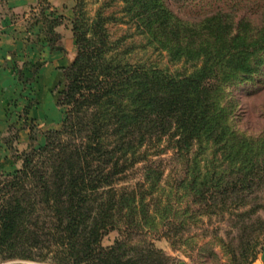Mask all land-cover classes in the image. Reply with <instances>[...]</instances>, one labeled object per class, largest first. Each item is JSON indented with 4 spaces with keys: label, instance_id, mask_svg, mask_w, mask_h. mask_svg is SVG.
Wrapping results in <instances>:
<instances>
[{
    "label": "trees",
    "instance_id": "obj_1",
    "mask_svg": "<svg viewBox=\"0 0 264 264\" xmlns=\"http://www.w3.org/2000/svg\"><path fill=\"white\" fill-rule=\"evenodd\" d=\"M120 1L146 45L182 67L170 71L145 62L132 64L127 52L119 51L121 40L110 42L104 28L108 19L98 15L89 32L80 28L83 18L72 20L77 55L64 70L57 94V104L66 108L62 125L46 133L43 146H31L20 155L18 170L0 174L1 260L141 264L125 260L120 253L124 242L110 248L101 242L114 230L126 237L151 232L170 239L158 215L160 206L146 202L158 190L164 171L153 158L168 150L182 159L193 148L196 156L209 152L220 163V175L238 177L234 186L248 180L264 184V131L248 137L232 128L233 109L224 103L223 87L237 80L218 77L221 68L252 74L242 61L218 64L225 54L232 59L245 53L216 38L217 25L201 29L213 39L204 40L200 31L181 30L164 5ZM138 4L145 12L134 11ZM44 23L46 34L56 35L57 22L45 18ZM215 173L216 168L207 169L205 175L215 177L207 205L219 187ZM132 179L138 180L132 184ZM144 252L145 259L155 254L152 249Z\"/></svg>",
    "mask_w": 264,
    "mask_h": 264
},
{
    "label": "rangeland",
    "instance_id": "obj_2",
    "mask_svg": "<svg viewBox=\"0 0 264 264\" xmlns=\"http://www.w3.org/2000/svg\"><path fill=\"white\" fill-rule=\"evenodd\" d=\"M143 1L164 5L167 15L173 21L177 20L181 30L187 28L200 31L204 40H213L207 31L201 30L205 25L221 27L216 32V38L245 53L237 54L232 59L225 54L218 64L222 67L232 66L242 61L251 68L252 74L233 73L229 68H221L218 77L223 82L237 80L235 85L226 84L223 87L224 103L233 109L230 118L232 128L248 137L260 136L264 131V0ZM125 7L126 4L120 0H36L21 17L12 11L8 0H0V35L9 24L20 21L25 31L31 35L27 37L26 45L31 46L32 51H40L44 47L62 50L66 42H71L73 59L68 65L70 66L77 55L72 20L75 17L83 18L80 28L89 32L92 22L100 15L108 19L104 28L110 42L121 40L119 51L127 52L126 57L130 63L145 62L169 68L170 71L180 69L182 63L173 65L165 53L160 55L146 45V41L138 34L137 24L130 23L128 12L123 10ZM138 8L139 10L136 7L134 11L145 12L140 4ZM45 18L57 22L53 30L56 35L46 34ZM120 19L123 21H119ZM256 42H259L258 46ZM34 67L33 75L37 68ZM67 67L63 68L62 75ZM187 67H190L189 64ZM17 79L23 90L21 96L25 104H12L15 118L21 124L18 126L15 123L9 129V153L7 161L0 162L1 177L11 175L21 167L20 155L29 147L43 146L46 133L59 130L66 113V108L57 104V94L62 89L59 87L54 91L56 107L48 118L43 123H27V111L37 98L33 90L35 78L23 79L18 70ZM24 127L28 128L27 141L19 144L18 130ZM31 138H34L32 142ZM196 151L197 148H193L183 159L173 150L153 158L160 162L164 171L158 190L153 196H148L146 202L153 200L160 206L158 215L163 216L167 224L164 232L170 235V239L158 238L151 232L126 237L114 230L102 239L104 248L124 242L120 253L125 260L138 259L141 264H264V184H252L248 180L242 186L237 182L234 186L238 177L220 175L219 161L209 152L196 156ZM141 167L142 165L138 166ZM213 168H216L215 174L219 177V187L215 189L214 199L207 205L210 201L206 203V198L209 199V194L212 193L209 185L211 180L215 181V177L210 179L205 178V175L207 169ZM137 180L132 179V184ZM227 184H231L230 189L225 188ZM166 204L168 212L163 214ZM151 249L155 254L145 259L144 251ZM0 264L50 263L0 259Z\"/></svg>",
    "mask_w": 264,
    "mask_h": 264
},
{
    "label": "crops",
    "instance_id": "obj_3",
    "mask_svg": "<svg viewBox=\"0 0 264 264\" xmlns=\"http://www.w3.org/2000/svg\"><path fill=\"white\" fill-rule=\"evenodd\" d=\"M8 3L12 11L22 17L24 11L33 6L36 0H8ZM28 36L31 35L25 31L20 21L9 24L0 35V162L7 161L9 129L15 126V123L18 126L21 124L15 118L12 104H25L21 96L23 90L17 79L18 70L23 79L35 78L33 90L37 98L36 102L27 108V123H43L56 107L54 91L62 84V70L73 59L71 42H66L62 50L44 47L40 51H32L31 46L26 45ZM33 66L34 69L37 67L34 75ZM27 133L26 127L18 130L19 144L26 143Z\"/></svg>",
    "mask_w": 264,
    "mask_h": 264
}]
</instances>
